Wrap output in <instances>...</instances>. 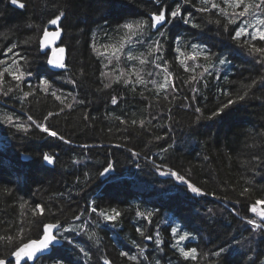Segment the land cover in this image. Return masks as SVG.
<instances>
[{
  "label": "trees",
  "instance_id": "trees-1",
  "mask_svg": "<svg viewBox=\"0 0 264 264\" xmlns=\"http://www.w3.org/2000/svg\"><path fill=\"white\" fill-rule=\"evenodd\" d=\"M21 2L25 7L16 9L9 0H0V58H3V50L17 44L16 51L29 61L26 67L32 76L28 83L36 85L40 79H48L53 90L72 93L85 103L65 109L64 113L47 121L51 129L71 140L67 145L34 126L25 134L0 124V219L6 224H15L21 219L19 204L24 200L32 206L39 203L50 207L55 215L46 212L31 227L24 225L25 242L41 238L42 223H59L67 227L73 222H99V227L96 223L85 225L87 233H96L98 242L83 233H65L64 238L59 237L61 244L35 264H103V258H108L112 264H134L121 258L119 252L138 255L135 245L146 247L148 259L142 260L141 264H155L157 259L160 264H185L170 247L173 242L171 227L177 224L195 237L187 243L197 247L200 254L198 264H211L215 259L211 253L220 246L229 248V264H261L264 261V234L260 231L251 234L250 226L241 217L256 219L248 212V207L264 194V167L257 169L260 175L254 176L250 164L253 153L264 155V136L259 135L264 133V84L258 83L251 90L246 88L253 79L259 81L264 77V65L256 64L255 59L237 47L229 38L231 32L226 33L222 26L217 29L215 24L206 23L200 13L185 5L184 14L192 13L194 22L202 28H192L177 20L164 29L165 59L169 61V70L180 88V99L169 105L161 97L156 103L152 100L154 92L145 91V99L139 91L133 93L122 84L102 88L100 70L102 63L107 61L92 51L93 33L98 45L108 43L109 36L114 40L119 38L116 32L118 23L150 18L151 12L162 6L170 10L178 0H165L164 5H155L152 0ZM60 11L65 12L61 21V46L67 53L66 70L52 72L47 68L48 52L46 55L39 50L38 39L44 27H52L47 21ZM29 23L34 27L28 28ZM177 37L188 45H206L230 61L223 70L205 77V82L199 85L198 95L191 92V85H184L188 74L175 60ZM121 65L127 67L128 62L122 59ZM81 72L84 75H80ZM69 79H75L77 86L68 83ZM246 90L249 91L246 99L226 109L221 117L194 124L195 107H201L208 115L228 99L222 92L230 91L234 99ZM19 95L20 92L14 90L9 97H0V113H14L21 121H26L27 112L42 120L49 111L55 112L62 107L59 101L43 93L29 97L21 105L17 99L11 98ZM114 95L123 97L115 106L111 104ZM193 95H196L197 104L191 103ZM185 96L189 97L187 104L183 99ZM66 102H71L70 96ZM149 103L151 108L146 107ZM169 107L171 113L167 111ZM85 114L90 117L88 121L83 119ZM149 114L157 115L153 124L158 126L145 131L139 127V120L150 118ZM116 115L127 119L129 125H119L112 118ZM132 119L137 120L136 125H131ZM157 135L165 138L157 141ZM253 143L257 147L245 146ZM84 144L92 147H81ZM115 144L122 147H113ZM129 148L140 153L139 157L133 158ZM162 148L168 150L165 152ZM44 153L55 159L53 168L43 165ZM108 161L113 162V171L104 177L99 176ZM156 165L161 168L157 169ZM169 169L183 175L209 195L195 196L175 178L160 175V171ZM85 172L88 177L84 176ZM247 179L253 180L254 192L247 198H240L238 193L242 187L248 186L245 185ZM5 189L9 191L5 192ZM213 194L220 199L214 198ZM236 200L240 203H235ZM93 201L98 209L110 211L115 208L122 213L115 226L100 221L94 213L87 211ZM57 209H63V212ZM137 211L153 212L152 223L138 217ZM234 212L238 214L234 215ZM78 214H82L81 220L73 221ZM27 216L30 218L31 213L28 212ZM137 227L145 229L147 234L154 235L159 231L163 251L156 249L152 241L142 239L136 232ZM0 234L15 235V231L7 232L0 226ZM68 239L73 244H68ZM9 247L7 241L0 242V255H6ZM80 248L89 252L90 260L80 253ZM205 253L208 255H203Z\"/></svg>",
  "mask_w": 264,
  "mask_h": 264
},
{
  "label": "snow or ice",
  "instance_id": "snow-or-ice-1",
  "mask_svg": "<svg viewBox=\"0 0 264 264\" xmlns=\"http://www.w3.org/2000/svg\"><path fill=\"white\" fill-rule=\"evenodd\" d=\"M11 5L19 8H24L25 4L21 0H9ZM131 2V0H130ZM155 5H164L165 0H152ZM185 5H190L194 8L196 13H200L208 24H215L217 29L223 27L224 32H231L230 39L235 45L243 49L247 56L255 59V63L264 65V0H178L173 8L169 10L167 6L159 7L156 11L150 13V18H139L132 20H125L123 23H118L116 32L119 36L115 39L109 36V42L104 44H97L93 33V43L91 44L92 51L97 53L98 57H104L107 61L102 63L100 70V80L103 89H109L114 84H122L123 87L129 88L131 92L136 93L139 91V95L147 99L144 96L145 91L154 92L152 100L156 103L160 102V99L167 101L169 105L180 99V88L176 84L174 74L169 70V61L165 59V44L166 29L167 26L172 25L177 20H182L184 25H188L192 28L201 29L202 26L194 22L192 13L184 14L182 11ZM65 16L64 11H60L53 18L47 21V25L52 26L44 27L42 35L38 39L39 50H45L53 45L58 37L61 35L62 25L61 21ZM236 26L231 28L230 26ZM28 28L34 27L29 23ZM39 31V26H36ZM2 35V34H0ZM108 36V33H105ZM114 40V42H113ZM259 41L257 44L255 42ZM27 43V41H25ZM177 47L174 49L177 55L175 56L176 62L183 68V72L188 75L184 78V85H191V92L193 94H199V85L205 82L206 76H212L214 72H219L218 66H224L230 63L227 56H218L215 52H212L206 45L199 43L186 44L181 38L177 37L175 41ZM139 46V47H138ZM19 46L15 43L8 46L3 50V58H0V97H9L14 90L20 92L19 96L11 97L17 99L21 105H23L29 97L43 93L46 96H51L56 101H59L60 107L58 111H49L42 120L35 119L32 115L25 113L26 121H21L14 113L3 112L0 113V124L6 125L10 128H14L17 132L29 133L34 126L41 133H46L48 137L62 141L64 144H71V140L65 138L64 135L51 129L47 125L53 116H59L64 113L65 109H73L74 105L84 104V100L77 99L72 93L63 94L59 90H53V85L48 79H40L39 83L32 85L28 83L32 73L27 70L29 61L26 56L16 51ZM104 51L101 52L100 49ZM65 49L63 47L52 48V55L48 56L47 64L55 69H65L66 64L64 61ZM110 53V54H109ZM47 55V53H45ZM126 60L128 66H122L121 61ZM135 62V63H133ZM191 62V63H189ZM151 66L148 68L147 66ZM104 69H109L105 71ZM80 75H84L83 72ZM10 78V79H6ZM219 78L218 76L216 77ZM68 83L73 86H77L75 79H69ZM258 83L264 84V77H261L259 81L253 79L250 84L246 85L248 90H251ZM7 85V86H6ZM222 95L228 97L225 102H221L210 114L205 115L201 107H195V120L194 124H199L202 120L212 121L229 109L231 106L242 102L249 95V91H244L243 94H237L235 98H232L230 91L222 92ZM71 97V102H66L68 97ZM118 99L123 97L112 96L111 104L117 105ZM184 101H189V97H183ZM191 103L197 104L198 100L196 95L191 97ZM146 107L151 108L152 104L149 103ZM171 113L172 108L167 109ZM150 118L140 119L139 127L145 131H150L152 128L157 127V124H153V121L157 120V115L149 114ZM119 122V125L127 127L129 121L122 119L119 115L112 117ZM85 121H88L90 117L85 114L83 116ZM171 119V117H169ZM131 125H136L137 120L132 119ZM146 125L148 127H146ZM119 130V129H118ZM111 131V128L109 129ZM259 135L264 136V133ZM165 137L157 135L155 140H163ZM247 148L257 147L255 143L246 144ZM83 148H90L91 145H81ZM113 147L120 148L121 144H115ZM171 147V145H169ZM162 151H167V148H162ZM133 158L139 157L140 153L128 149ZM207 159V157H205ZM43 162L52 165L54 164L53 156L48 153L42 155ZM73 163H79V161H73ZM250 164L252 165V171L254 176H258L261 173L257 171L261 167H264V155L253 153L251 156ZM157 169H160V165H156ZM114 169L112 161L107 162V166L98 173L99 176L104 177L111 173ZM88 173L85 172L84 176L88 177ZM160 175H170L178 182L185 185L187 191L195 196H206L209 193L203 191L200 187L194 185L183 175L178 174L176 171L169 169L168 171H160ZM79 181V177H77ZM252 179L245 180V185L238 193L240 198H247L253 192L254 188ZM8 192V189L4 190ZM214 195V194H213ZM214 198L220 199L219 196ZM235 203L239 204L240 201L236 200ZM93 201L89 204L87 211L91 214L94 213L96 217L100 218V221L115 226L118 218L122 213L113 208L110 211L104 209H98ZM21 217L20 220L13 222H6L0 219V226H3V230L7 232L15 231V235L0 234V242L7 241L10 247L7 250L6 255H0V264H27L32 261L35 264V260L41 256L45 251H49L52 246L60 242L58 237L64 238L65 233H75L77 235L85 234L90 240L97 241L98 238L95 232L87 233L85 230L86 224L96 223L99 227V222L87 220L83 224L72 223L65 227L59 223H42V236L39 239L24 240L26 232L25 224L29 227L33 223L43 217L45 213L55 215L50 207H45L39 203L34 206L30 205L27 200H24L19 204ZM59 212H63V209H57ZM209 212L212 209L208 210ZM31 213V217L28 218L27 213ZM248 212L252 213L256 219L241 217L243 222L250 226L251 234H256L258 231L264 234V194L256 198L248 207ZM234 215L238 213H233ZM136 215L141 217L149 224L152 223V217L154 213L149 211L147 213L137 211ZM82 214L75 215L73 221H80ZM136 232L139 236L146 240L152 241L155 244L156 249L163 251L161 245L163 243L161 234L156 231L153 234H147L145 229L141 227L136 228ZM155 237V238H154ZM172 243L170 247L175 250V254L178 258L185 262V264H198L200 254L197 247H191L187 242L194 239L188 231H183L180 225L171 227ZM135 243V242H134ZM240 243L239 240L236 241ZM68 244H73L71 239H68ZM14 245V246H13ZM138 251V255H131L126 251H120L119 256L126 258L134 264H141L142 260H147L145 255L146 247L135 245ZM80 253L90 260L91 256L84 248L79 249ZM230 250L227 247L220 246L218 250L211 253L214 257L211 264H229L228 255ZM207 256L208 254H203ZM251 261V257H249ZM58 264V262H56ZM103 264H112L108 258H103ZM155 264H160V261L155 260ZM255 264V262H252ZM264 264V261L261 262Z\"/></svg>",
  "mask_w": 264,
  "mask_h": 264
},
{
  "label": "water",
  "instance_id": "water-1",
  "mask_svg": "<svg viewBox=\"0 0 264 264\" xmlns=\"http://www.w3.org/2000/svg\"><path fill=\"white\" fill-rule=\"evenodd\" d=\"M144 1H151V0H144ZM9 3H10V2H9ZM10 5H11V4H10ZM11 6L14 7V8H16V9H20L19 7L14 6V5H11ZM61 38H62V32H61L60 37H58V38L56 39V41H55V43H54L53 45H51L49 48H47V49H45V50H42V51H44V53H45L47 50L52 49V48L58 46V45L60 44V42H61ZM64 49H65V48H64ZM51 55H52V52H51L48 56H51ZM66 58H67V55H66V50H65V53H64V61H65V63H66ZM47 67H48V69H49L50 71H52V72H60V71L62 72V71H65V70H66V68H65V69H55V68H52V67H51L50 65H48V64H47ZM23 158H24V159H28L27 156H24ZM54 161H55V159H54ZM43 165L46 166V167H48V168H53V166H54V164L49 165V164H47V163H45V162H43ZM58 240H59L60 242H58V243H56L54 246H52V247L50 248L49 251H45L41 256H39V257L35 260V262H36L38 259L43 258V257L49 255V254L52 252V249H53V248L59 246V245L61 244L62 241H61L60 238H58ZM29 263H33V262H32V261H29Z\"/></svg>",
  "mask_w": 264,
  "mask_h": 264
},
{
  "label": "bare ground",
  "instance_id": "bare-ground-1",
  "mask_svg": "<svg viewBox=\"0 0 264 264\" xmlns=\"http://www.w3.org/2000/svg\"><path fill=\"white\" fill-rule=\"evenodd\" d=\"M61 39H62V38H61ZM56 47H62V46H61V42H60V44H59L58 46H56ZM63 48H64V47H63ZM65 50H66V49H65ZM41 52L44 53V51H42V50H41ZM46 52H48V55H49V54L52 52V49H49V50H47ZM46 52H45V53H46ZM66 55H67V53H66ZM65 64H66V63H65ZM47 68H48V67H47Z\"/></svg>",
  "mask_w": 264,
  "mask_h": 264
},
{
  "label": "rangeland",
  "instance_id": "rangeland-1",
  "mask_svg": "<svg viewBox=\"0 0 264 264\" xmlns=\"http://www.w3.org/2000/svg\"><path fill=\"white\" fill-rule=\"evenodd\" d=\"M224 66H219V69L223 70Z\"/></svg>",
  "mask_w": 264,
  "mask_h": 264
}]
</instances>
